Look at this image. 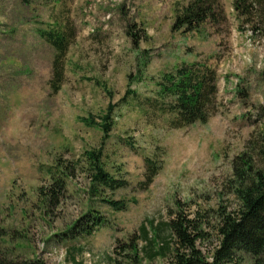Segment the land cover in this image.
<instances>
[{
  "label": "rangeland",
  "instance_id": "1",
  "mask_svg": "<svg viewBox=\"0 0 264 264\" xmlns=\"http://www.w3.org/2000/svg\"><path fill=\"white\" fill-rule=\"evenodd\" d=\"M187 1L0 0L2 247L39 264H168L162 247L173 238L167 223L176 200L193 210L236 205L225 185L232 161L264 133V0H240V9L221 0L217 22L175 31L176 8ZM38 29L70 34L60 80L56 51ZM194 62L216 71L219 108L207 123L176 128L160 110L171 98L158 94V82ZM110 103L109 134L81 120L101 123ZM89 150H102L126 186L91 193ZM146 157L162 164L148 187ZM58 162L75 170L59 204L46 209L37 189ZM89 212L105 223L81 233ZM218 243L215 236L199 245L210 256ZM242 264L255 262L246 254Z\"/></svg>",
  "mask_w": 264,
  "mask_h": 264
},
{
  "label": "trees",
  "instance_id": "2",
  "mask_svg": "<svg viewBox=\"0 0 264 264\" xmlns=\"http://www.w3.org/2000/svg\"><path fill=\"white\" fill-rule=\"evenodd\" d=\"M241 4L240 0L235 1L237 9ZM222 8L221 0H188L176 8L173 30L191 32L207 21L217 22ZM38 32L56 51L53 67L55 80H60L62 69L58 68L57 62L66 53L70 34L63 29H38ZM129 34L133 37L137 35L133 29L129 30ZM141 38H135L134 42L137 44ZM158 87V94L163 99L171 98L160 110L173 115L170 121L173 127L207 123L218 111L217 73L206 64H182L174 71L164 73ZM132 93L133 90L128 89L122 100L126 101ZM114 109L115 105L110 103L101 115V123L92 116L82 117L81 120L87 125L100 126L107 135L115 124ZM260 111L264 115V105ZM84 155L91 193L126 186L124 179L107 170L102 150L85 151ZM145 160L142 185L148 187L162 169V164H157L150 157ZM74 170V166L58 162L55 171L51 172L50 183L38 187V196L46 209L59 204L67 192L68 180L73 177ZM232 170V176L225 185L227 194L235 197L234 207L222 204L217 209L193 210L190 202L175 201V207L169 210L170 220L167 223L173 238L162 247L164 253L170 255L168 264H242L246 254L252 256L255 264H264V133L260 139L251 135L245 150L234 157ZM103 200L117 210L125 207L121 200ZM89 215L91 223L80 225L77 231L91 234L105 223L101 215L92 212ZM4 236L5 230L0 229V264L40 263L38 259L17 256L12 249L2 247ZM215 236L219 243L208 256L199 244Z\"/></svg>",
  "mask_w": 264,
  "mask_h": 264
}]
</instances>
